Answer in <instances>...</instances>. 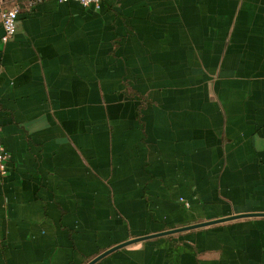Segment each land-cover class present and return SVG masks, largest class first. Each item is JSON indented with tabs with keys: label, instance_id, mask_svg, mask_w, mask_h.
<instances>
[{
	"label": "crops",
	"instance_id": "crops-1",
	"mask_svg": "<svg viewBox=\"0 0 264 264\" xmlns=\"http://www.w3.org/2000/svg\"><path fill=\"white\" fill-rule=\"evenodd\" d=\"M18 7L0 264H264V0Z\"/></svg>",
	"mask_w": 264,
	"mask_h": 264
},
{
	"label": "built area",
	"instance_id": "built-area-1",
	"mask_svg": "<svg viewBox=\"0 0 264 264\" xmlns=\"http://www.w3.org/2000/svg\"><path fill=\"white\" fill-rule=\"evenodd\" d=\"M20 0H0V22L3 29L1 42L7 43L15 34L16 21L18 17ZM29 6H34L43 0H23ZM59 3H67L73 1L82 7H94L99 9L101 7V0H57ZM10 161V154L5 147L0 143V175H4L8 169Z\"/></svg>",
	"mask_w": 264,
	"mask_h": 264
},
{
	"label": "water",
	"instance_id": "water-1",
	"mask_svg": "<svg viewBox=\"0 0 264 264\" xmlns=\"http://www.w3.org/2000/svg\"><path fill=\"white\" fill-rule=\"evenodd\" d=\"M224 220H217V221H214V222H208V223H200V224H197V225H193V226H190V227H183V228H180V229H176V230H172V231H167V232H163L161 233L160 235H169V234H173V233H177V232H182V231H187V230H191V229H195V228H201V227H205V226H209V225H212V224H216V223H220ZM133 242V241H131ZM124 245H120L118 247H115L113 249H110L104 253H102L101 255L95 257L94 259H92L88 264H94L96 263L97 261H99L101 258H103L105 255H107L108 253H110L112 250H115L117 248H120Z\"/></svg>",
	"mask_w": 264,
	"mask_h": 264
}]
</instances>
